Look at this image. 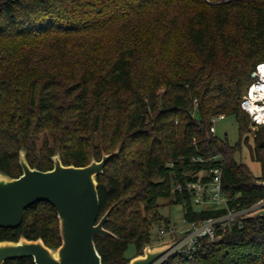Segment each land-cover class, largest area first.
<instances>
[{"label":"trees","instance_id":"1","mask_svg":"<svg viewBox=\"0 0 264 264\" xmlns=\"http://www.w3.org/2000/svg\"><path fill=\"white\" fill-rule=\"evenodd\" d=\"M263 61L264 0H0V170L18 177L21 150L48 170L56 153L83 166L119 149L97 175L99 218L112 207L105 227L115 237L95 243L103 264H127L130 245L142 254L152 227L171 221L161 199L181 205L187 222L227 212L197 208L179 184L209 182L219 167L230 208L264 199V124L253 137L241 107ZM219 114L236 117L261 176L239 159L242 141L210 133ZM21 237L60 246L52 204L0 227V241ZM159 264H264V218H239L191 258Z\"/></svg>","mask_w":264,"mask_h":264},{"label":"water","instance_id":"2","mask_svg":"<svg viewBox=\"0 0 264 264\" xmlns=\"http://www.w3.org/2000/svg\"><path fill=\"white\" fill-rule=\"evenodd\" d=\"M118 153L119 149L103 153L100 160L92 158L83 166L65 165L60 154L56 153L51 157L53 167L40 170L31 167L26 151L21 150L19 164L22 173L18 177L0 170V227H18L28 207L46 201L57 212L61 244L52 249L41 238L0 241V264L22 257H32L35 264H103L95 237H115V234L105 227L112 207L99 218L97 175ZM256 184L264 187V178L257 180ZM257 218H264V206L243 216L246 220ZM177 240L147 244L142 254L132 257L127 264H155Z\"/></svg>","mask_w":264,"mask_h":264},{"label":"built area","instance_id":"3","mask_svg":"<svg viewBox=\"0 0 264 264\" xmlns=\"http://www.w3.org/2000/svg\"><path fill=\"white\" fill-rule=\"evenodd\" d=\"M255 81L249 86L241 100V107L246 111L252 120V124L260 126L264 124V61L256 66L253 72ZM197 102H195L193 115ZM225 114H219L211 119L212 125L210 133L216 134L215 123L224 119ZM198 160H202L199 158ZM211 180L209 182L196 181L187 183L186 185L179 184L177 189L184 191L186 189L194 193L193 200L196 204L204 208H222L225 207L227 212L221 216L210 217L202 222H187L184 219L186 228L181 229L177 223L170 221L160 225L159 237H168L169 239H178L176 244L161 257L157 263L167 260L172 254L183 253L191 258L194 253L201 247L204 240L214 242L220 239L221 233L234 221L243 218L250 211L264 206V199L256 203L248 209L230 208L227 197L222 190L221 169L214 168L211 171ZM242 226V225H240Z\"/></svg>","mask_w":264,"mask_h":264},{"label":"rangeland","instance_id":"4","mask_svg":"<svg viewBox=\"0 0 264 264\" xmlns=\"http://www.w3.org/2000/svg\"><path fill=\"white\" fill-rule=\"evenodd\" d=\"M216 127V134L221 138H227L230 144L235 145L239 141H242V150L241 153L238 155L239 159L241 158L245 163H247L250 168L252 169L253 173L256 176L262 175V165L259 161H256L252 158L251 149L248 145L244 143V139L248 137L247 134H243L241 136L239 125L234 115L225 116L224 119H220L215 123ZM251 135L254 137L259 130V126H255L253 124L250 125ZM252 140V139H251ZM253 146V142H250ZM264 177V175H263ZM167 199H161L160 203L163 205L160 208V212L165 218H169L172 222L177 223V225L183 229L186 228V224L184 223V211L183 207L179 204H167ZM197 208H202V206H197ZM163 224V223H162ZM161 224V225H162ZM160 225H155L152 227V237H153V244H158L160 242H167L171 239L168 237H159V227ZM135 249L133 245H130L127 256L134 257ZM155 264H158L157 262Z\"/></svg>","mask_w":264,"mask_h":264}]
</instances>
